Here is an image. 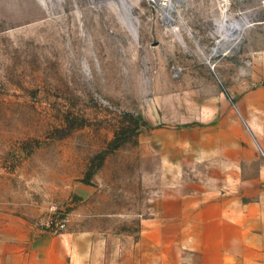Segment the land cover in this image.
<instances>
[{"label":"rangeland","instance_id":"obj_1","mask_svg":"<svg viewBox=\"0 0 264 264\" xmlns=\"http://www.w3.org/2000/svg\"><path fill=\"white\" fill-rule=\"evenodd\" d=\"M162 2L0 0V218L136 232L181 205L264 246V0H181L172 21ZM154 129L167 157L144 175Z\"/></svg>","mask_w":264,"mask_h":264},{"label":"crops","instance_id":"obj_2","mask_svg":"<svg viewBox=\"0 0 264 264\" xmlns=\"http://www.w3.org/2000/svg\"><path fill=\"white\" fill-rule=\"evenodd\" d=\"M254 58L264 78V51ZM158 133L151 130L134 150L144 175L159 173L166 161V145L155 138ZM151 165L158 167L150 170ZM173 211L168 216L161 205L153 216L142 211L136 232L99 225L76 229L68 223L63 232L49 234L29 221L0 218V264H264V246L256 235L237 227L232 238L212 236L197 230L181 205Z\"/></svg>","mask_w":264,"mask_h":264},{"label":"bare ground","instance_id":"obj_3","mask_svg":"<svg viewBox=\"0 0 264 264\" xmlns=\"http://www.w3.org/2000/svg\"><path fill=\"white\" fill-rule=\"evenodd\" d=\"M181 0H164V2H162V6H165V9L162 10L163 12V18L166 21H172L173 19L171 18V16L167 13L168 11H172L173 8L175 6H178L177 3L180 2ZM122 2V3H121ZM125 0H120V4L121 6L124 5ZM180 4V3H179ZM177 28L173 27V31H175ZM235 29V27L232 26V24H230L229 22H227L225 19L223 20V24H222V30H224L222 32L223 36L227 35V34H232V31ZM221 36V35H220ZM218 46H222V44L218 41L217 43ZM216 48L214 49L213 53H216Z\"/></svg>","mask_w":264,"mask_h":264},{"label":"built area","instance_id":"obj_4","mask_svg":"<svg viewBox=\"0 0 264 264\" xmlns=\"http://www.w3.org/2000/svg\"><path fill=\"white\" fill-rule=\"evenodd\" d=\"M65 219H62L59 223H58V228H60V229H63L64 228V226H65Z\"/></svg>","mask_w":264,"mask_h":264},{"label":"trees","instance_id":"obj_5","mask_svg":"<svg viewBox=\"0 0 264 264\" xmlns=\"http://www.w3.org/2000/svg\"><path fill=\"white\" fill-rule=\"evenodd\" d=\"M115 140H116V139H115ZM115 140H114V141H115ZM118 145H120V143H119V142H118V143H116V144H114V145H113V147H112V149H115L116 147H118ZM100 165H101V164H99V165H98V167H99Z\"/></svg>","mask_w":264,"mask_h":264}]
</instances>
